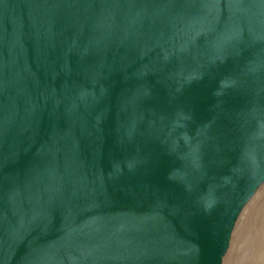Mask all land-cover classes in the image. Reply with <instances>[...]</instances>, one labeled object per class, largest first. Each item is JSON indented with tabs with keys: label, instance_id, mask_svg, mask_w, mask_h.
I'll return each instance as SVG.
<instances>
[{
	"label": "water",
	"instance_id": "water-1",
	"mask_svg": "<svg viewBox=\"0 0 264 264\" xmlns=\"http://www.w3.org/2000/svg\"><path fill=\"white\" fill-rule=\"evenodd\" d=\"M264 185V0H0V264H223Z\"/></svg>",
	"mask_w": 264,
	"mask_h": 264
},
{
	"label": "bare ground",
	"instance_id": "bare-ground-1",
	"mask_svg": "<svg viewBox=\"0 0 264 264\" xmlns=\"http://www.w3.org/2000/svg\"><path fill=\"white\" fill-rule=\"evenodd\" d=\"M259 191L257 192L258 195L257 194H256L257 196L255 195V197L247 205V207L244 209L241 217L239 218L238 223L236 224L235 230L233 232L231 246H230V249H231L232 245H233L235 233L239 229V226L241 224L246 225V227H247V224L250 223V221L255 222L257 219L260 220V218H261V222H260L259 226L257 224V226H258L257 234L258 235L256 236L257 240H256L255 246H254L256 255H255V257H253V260L250 263L248 262L249 264H264V185L260 188ZM230 249H229V251H230ZM229 251H228L227 255L229 254ZM227 255H226V257H227ZM251 255H253V253ZM226 257H225V259H226ZM225 259H224V263H225Z\"/></svg>",
	"mask_w": 264,
	"mask_h": 264
},
{
	"label": "rangeland",
	"instance_id": "rangeland-1",
	"mask_svg": "<svg viewBox=\"0 0 264 264\" xmlns=\"http://www.w3.org/2000/svg\"><path fill=\"white\" fill-rule=\"evenodd\" d=\"M260 222H261V218L260 220L257 219L255 222L250 221V223L247 224V227L246 225H243V224L239 226V229L236 231L235 236H234L232 248L230 249L229 254H228L230 257L227 255L224 264H247L248 262L250 263L253 260V257H255L256 255L254 246L257 240L256 236L258 235L257 230H258V226ZM250 253L251 254L253 253V255H251Z\"/></svg>",
	"mask_w": 264,
	"mask_h": 264
}]
</instances>
